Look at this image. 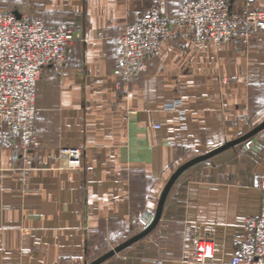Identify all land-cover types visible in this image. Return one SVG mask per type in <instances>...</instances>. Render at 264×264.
<instances>
[{
	"label": "crops",
	"instance_id": "crops-1",
	"mask_svg": "<svg viewBox=\"0 0 264 264\" xmlns=\"http://www.w3.org/2000/svg\"><path fill=\"white\" fill-rule=\"evenodd\" d=\"M147 1L0 0L23 2L10 10L80 35L65 62L39 76L35 144L23 151L0 125V264H85L97 241L125 237L119 245L150 225L179 166L238 138V114H264V30L242 52L226 45L201 54L188 27L171 26L141 75L117 87L122 27L150 10L176 17L182 6L169 15ZM175 100L184 119L168 110ZM234 146L183 170L156 225L103 262L197 264V237L212 245L214 263L229 261L243 221L259 214L253 175L264 178V167L224 155ZM66 148L81 150L78 168L58 155ZM140 218L150 219L146 228Z\"/></svg>",
	"mask_w": 264,
	"mask_h": 264
},
{
	"label": "built area",
	"instance_id": "built-area-1",
	"mask_svg": "<svg viewBox=\"0 0 264 264\" xmlns=\"http://www.w3.org/2000/svg\"><path fill=\"white\" fill-rule=\"evenodd\" d=\"M171 26L188 27L192 32L190 43L201 54L226 45L242 52L254 34L264 30V9L256 0H185L176 17L157 10L143 13L139 20L124 25L118 35L119 65L113 73L117 87L141 75L146 59L158 51ZM79 37L65 22L48 27L37 18L27 19L0 8V125L6 126L11 137L18 138L23 151L36 142L38 78L45 66H61L67 47ZM180 104V100H175L168 110H177L180 119H184ZM246 118L245 113L237 115L239 121ZM58 155L70 169L81 164L78 148L61 149ZM204 163L210 165L209 160ZM252 186L261 191L259 214L243 221L231 259L214 263L212 245L197 237L194 263L264 264V178L254 174ZM138 223L146 228L150 219L140 218Z\"/></svg>",
	"mask_w": 264,
	"mask_h": 264
},
{
	"label": "rangeland",
	"instance_id": "rangeland-1",
	"mask_svg": "<svg viewBox=\"0 0 264 264\" xmlns=\"http://www.w3.org/2000/svg\"><path fill=\"white\" fill-rule=\"evenodd\" d=\"M184 0H150L147 1L146 5H150V8H155L163 11L167 14H175L178 12L180 6L182 5ZM24 3H17V4H4L0 3V8L10 10L11 8H18L23 7ZM264 9V5H260ZM23 10V9H22ZM19 16V15H18ZM33 18V17H31ZM39 79V78H38ZM38 82V81H37ZM247 114V118L244 121H240L239 124V132L237 133V136H241L251 130L256 125L260 124L262 120L264 119V114L261 117L256 118V120L252 121V116L249 113ZM37 140V137H36ZM35 144V143H34ZM233 155L235 158H239L241 162L249 161L252 164H255L257 168H263L264 167V129L260 130L258 133L254 134L253 136L249 137L248 139L244 140L243 142H240L239 144L235 145L230 150H227L224 152V155ZM255 174H261V172L256 171ZM113 239V238H112ZM125 237H117L114 238V242L110 241L108 242H102L99 243L97 241V244H92L89 247V253L87 255V258L85 259V264L91 262L92 260L96 259L97 257L101 256L103 253H105L107 250L112 249L118 244L119 242L123 241ZM195 245V244H194ZM126 251V250H125ZM119 259L118 257H112L107 262H103L101 264H110L114 263ZM84 264V263H83Z\"/></svg>",
	"mask_w": 264,
	"mask_h": 264
},
{
	"label": "water",
	"instance_id": "water-1",
	"mask_svg": "<svg viewBox=\"0 0 264 264\" xmlns=\"http://www.w3.org/2000/svg\"><path fill=\"white\" fill-rule=\"evenodd\" d=\"M16 13V12H15ZM17 14V13H16ZM264 128V120L256 125L254 128H252L251 130H249L248 132H246L245 134L239 136L238 138L228 141L226 142L224 145H222L221 147H218L216 149H214L213 151L206 153L204 155H200L197 157H194L192 159H190L189 161L185 162L184 164H182L181 166H179L174 173L171 175V177L168 179L167 183L165 184L161 195L159 197V201H158V205H157V209L155 211L154 217L152 222L150 223V225L142 230L141 232H139L138 234L132 236L131 238L127 239L126 241L120 243L119 245L115 246L113 249L107 251L106 253H104L103 255L97 257L96 259L92 260L90 263L88 264H100L101 262H103L104 260L108 259L109 257H111L112 255H114L115 253L119 252L120 250L124 249L125 247L129 246L130 244H132L133 242L137 241L138 239L142 238L144 235H146L158 222L160 214H161V210L163 207V203L165 201V198L167 196V193L169 192L172 184L174 183V181L176 180V178L179 176V174L185 170L187 167L200 162V161H205L207 160L209 157L213 156L214 154L225 150L233 145H236L240 142H243L244 140L248 139L249 137L253 136L254 134H256L257 132H259L260 130H262Z\"/></svg>",
	"mask_w": 264,
	"mask_h": 264
}]
</instances>
